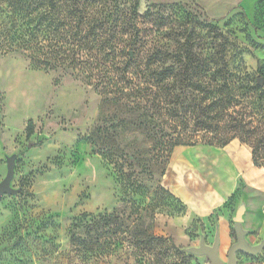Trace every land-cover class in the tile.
<instances>
[{"label": "rangeland", "instance_id": "rangeland-1", "mask_svg": "<svg viewBox=\"0 0 264 264\" xmlns=\"http://www.w3.org/2000/svg\"><path fill=\"white\" fill-rule=\"evenodd\" d=\"M257 3L98 0L87 9L98 37H87L85 43L99 59L88 57L76 70L67 64L45 68L23 53L0 51V181L7 158L16 155L12 186L20 189L0 199V264H108L107 258L84 261L71 244L70 230L83 213L120 209L127 202L153 206L155 232L184 249L198 246L202 236L212 245L218 229L219 255L225 262L237 240L234 217L244 205L246 238L250 244L261 243L264 166L253 163L251 147L239 137L222 147L235 156V191L210 215L190 214L163 181L164 169L185 146L175 147L162 162L160 146L153 148L144 133L130 132V121L137 117L130 113V66L128 79L119 81L122 57L104 53L110 46H125L143 65L173 66L176 75L167 90L174 97L164 100V109L174 102L191 109L212 96L214 60L224 59L233 73L262 76L264 5ZM186 45L196 64L206 62L211 69L187 70ZM123 86L129 94L121 93ZM118 95L123 104H116ZM165 114L171 131L172 116ZM29 120L34 122L32 135L26 130ZM222 217L227 219L225 238ZM195 256L192 264H211L207 256ZM236 257L238 264H264V248L256 255L237 252Z\"/></svg>", "mask_w": 264, "mask_h": 264}, {"label": "trees", "instance_id": "trees-1", "mask_svg": "<svg viewBox=\"0 0 264 264\" xmlns=\"http://www.w3.org/2000/svg\"><path fill=\"white\" fill-rule=\"evenodd\" d=\"M96 3L98 0H0L1 53L19 52L36 65L52 68L67 64L73 70L87 62L88 57L99 59L94 47L85 43L89 42L87 37H98L99 30L90 25L93 19L87 10ZM257 4L263 6L264 0H258ZM127 49L110 46L104 53L114 59L122 57L121 74H116L119 81L128 79L130 66V113L137 116L130 121V132L144 133L153 148L160 146L158 156L163 157L162 162L170 159L177 146L204 143L222 148L239 137L251 147L253 163L264 166V68L260 69L262 76L254 79L231 72L224 59L214 60L210 100L205 104L198 102L191 109L186 106L180 109L174 102L165 111L164 100L174 97L167 90V83L176 75L175 68L160 63L154 67L153 61L143 65ZM186 52L187 70L211 69L209 63L194 62L189 45ZM126 88H120L124 95L129 94ZM122 99L118 95L116 104H123ZM206 99L203 97L202 101ZM167 112L174 123L178 121L181 128H191L192 132L180 131L173 122L169 131L165 126ZM26 130L28 135L34 133L33 120H29ZM142 167L148 166L142 163ZM155 214L153 206L141 207L133 202L98 214L83 213L70 230L71 244L86 262L104 258L108 264L196 261L195 255L155 232Z\"/></svg>", "mask_w": 264, "mask_h": 264}, {"label": "crops", "instance_id": "crops-1", "mask_svg": "<svg viewBox=\"0 0 264 264\" xmlns=\"http://www.w3.org/2000/svg\"><path fill=\"white\" fill-rule=\"evenodd\" d=\"M234 157L228 150L204 143L185 146L167 168L164 184L188 206L190 214L208 216L235 191ZM226 222L222 217V238Z\"/></svg>", "mask_w": 264, "mask_h": 264}, {"label": "water", "instance_id": "water-1", "mask_svg": "<svg viewBox=\"0 0 264 264\" xmlns=\"http://www.w3.org/2000/svg\"><path fill=\"white\" fill-rule=\"evenodd\" d=\"M260 84H263V79H259ZM15 159L16 155L7 158V172L5 177L0 181V199L7 194L15 195L20 192L12 186V180L15 174ZM245 206L241 205L234 217V229L237 235V240L234 242L228 251V260L225 262L219 255L220 237L217 229L215 239L212 245L207 244L205 237L202 236L198 246H190L185 250L193 255L207 256L211 264H238L237 252H244L248 255H256L264 248V239L259 244H250L246 238L248 231L243 228V214Z\"/></svg>", "mask_w": 264, "mask_h": 264}]
</instances>
